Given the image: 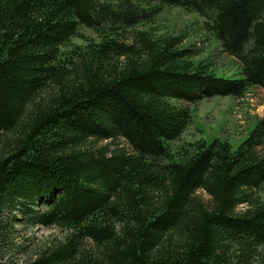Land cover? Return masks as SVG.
<instances>
[{
    "label": "trees",
    "instance_id": "1",
    "mask_svg": "<svg viewBox=\"0 0 264 264\" xmlns=\"http://www.w3.org/2000/svg\"><path fill=\"white\" fill-rule=\"evenodd\" d=\"M158 6L200 16L240 79L158 35ZM255 88L264 0H0V264L14 226L62 234L23 264H264V118L235 150L171 147L191 107Z\"/></svg>",
    "mask_w": 264,
    "mask_h": 264
},
{
    "label": "rangeland",
    "instance_id": "2",
    "mask_svg": "<svg viewBox=\"0 0 264 264\" xmlns=\"http://www.w3.org/2000/svg\"><path fill=\"white\" fill-rule=\"evenodd\" d=\"M154 18L153 28L157 34H185V44L188 42L201 49L199 58L209 59L216 64L218 74L228 78L238 79L236 63L230 57L220 54L219 44L203 29V19L193 12L181 8H167L158 6ZM80 36L72 41L74 47H83L89 41H97L96 34L88 29H80ZM240 79V78H239ZM191 121L178 142L173 143V149L186 147L199 140L210 143L214 139L227 141L233 150L238 148L246 139L248 133L256 123L264 118V89L255 88L242 97H214L199 102L191 107ZM106 144L103 142L102 145ZM107 144H109L107 142ZM112 150V146H110ZM207 201L208 196L202 194ZM14 239L19 246V253H15L17 264H23L27 256H34V252L43 243H51L62 237L57 228L41 226L22 228L14 226Z\"/></svg>",
    "mask_w": 264,
    "mask_h": 264
}]
</instances>
